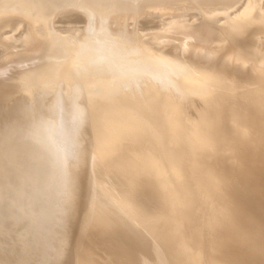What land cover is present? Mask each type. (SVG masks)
<instances>
[{"label": "bare ground", "instance_id": "6f19581e", "mask_svg": "<svg viewBox=\"0 0 264 264\" xmlns=\"http://www.w3.org/2000/svg\"><path fill=\"white\" fill-rule=\"evenodd\" d=\"M238 1L0 0V264H205L172 214L175 200H195L182 137L225 150V162L248 163L237 169L249 182L236 197L210 172L202 211L232 242L219 264H264V93L252 88L264 87V68L250 46L264 33V13L233 17ZM147 20L165 34H145ZM29 77L34 92L18 84ZM255 93L262 98L251 99ZM135 96L143 103L133 104L138 129L112 137V107ZM146 135L158 136L165 158L121 168L113 192L121 196L108 205L132 214L133 228L74 234L69 217L82 193L93 192L97 172L136 156Z\"/></svg>", "mask_w": 264, "mask_h": 264}, {"label": "rangeland", "instance_id": "374dc122", "mask_svg": "<svg viewBox=\"0 0 264 264\" xmlns=\"http://www.w3.org/2000/svg\"><path fill=\"white\" fill-rule=\"evenodd\" d=\"M221 8H223V7H221ZM234 9L237 11L236 12V14H235V16H233V17H240V18H246L248 15H250V16H252L253 17V15L251 14V12L253 11V12H256V13H258L259 11H263V13H264V0H239L237 3H236V5L234 6ZM223 10H225V9H223ZM233 17H231V21H232V23H241V24H244L245 23V25H244V27H242L243 29L242 30H248V26H249V24H248V26H246V21H244V20H240V21H236V19L235 18H233ZM156 20H152V21H150V20H147V21H145V23H146V25H144V27H143V32L145 31L146 33H149V32H154V33H150V35H153V36H157V35H159V34H156L157 32L159 33V32H161V34L162 35H164L165 34V31L163 30V26H158V25H161V24H159V22H155ZM242 21H244V22H242ZM159 27L157 30L153 27V26H155V27H157V26ZM78 26H79V24H78ZM81 26H82V24H81ZM152 26V27H151ZM151 27V28H150ZM155 29V30H154ZM159 29H161L162 31H159ZM155 31H157V32H155ZM144 32V33H145ZM145 33V34H146ZM250 46H251V48H252V50L254 51V54H255V57H256V63H257V67H258V69L259 70H261V71H263L262 70V68H264V33H260V34H258V35H256L255 37H253L252 39H250ZM46 73V71L45 72H40L39 74H37V73H32V76H34V74H36V76H40L41 74H43V75H46L45 74ZM32 76H30V77H32ZM36 76H34V77H36ZM38 76V77H39ZM42 76V75H41ZM30 77L26 80L25 78H23V81L22 80H20L19 81V83L18 84H20V85H26V83H27V86L28 87H30V92L32 91V92H34L33 90H36V88H37V86L36 85H34V87H32L33 85L31 84V82H32V80L29 82V80H30ZM26 81H25V80ZM32 79H33V77H32ZM35 88V89H34ZM252 88H254L255 90L257 89V91H256V93H264V87H260V86H256V85H253L252 86ZM262 89V90H261ZM38 91V90H37ZM255 93V94H256ZM34 94H36V93H34ZM143 95H145V91H142V92H140V96H142L143 97ZM253 95V94H252ZM261 94H256L255 95V97H252L251 99H253V98H257V97H259ZM141 97V98H142ZM260 98H262V95H261V97ZM251 99H249L248 101H250ZM253 100H255V99H253ZM252 100V101H253ZM137 103H142L141 102V100L138 98V97H133V98H131V99H127L125 102H123L121 105H116L115 104V106H113L112 107V109H111V111H110V114H109V117H108V120H107V122H108V125H109V131L111 130V132H112V134H111V136L113 137V136H115V135H117L118 133H120V135H127L128 133V131L129 130H131V131H133L134 129L136 130V129H138V122H139V117H138V115H137V110L134 108V105H136ZM254 103V102H253ZM134 104V105H133ZM142 105H143V103H142ZM137 106V105H136ZM252 106V105H251ZM115 107V108H114ZM145 125H146V123L145 122H143ZM148 125V124H147ZM150 125V124H149ZM263 128V130H264V127H262ZM123 133V134H122ZM169 133H171V132H169ZM154 136V135H153ZM153 136H148V135H146L145 136V139H142V141L135 147L136 149H137V151H138V154L135 156V155H129L128 156V158L125 160V161H121V156L119 157L120 159H118V160H116L117 162H112V161H110V163L108 162H106L104 165H103V167L97 172V175L95 176L96 177V179H97V183H96V185H94V189H93V192H83L82 193V197H83V204L81 203L80 205H79V212H76V214H75V218L74 219H72L73 218V216L72 217H69L70 218V222L71 221H74L73 223H74V234H77L78 236L79 235H81V234H83V230L84 231H86V232H89V231H97V232H99L98 231V228H101V230L103 231V233H109V232H111L112 230H109V228H108V226L107 225H111V227H110V225H109V227L110 228H113L114 227V225H116V227L118 226L117 225V223L118 224H122V226H123V229L124 228H127L128 226L129 227H132L133 228V222L131 223V221H132V219H129L130 218V215H132V214H130V213H128V212H126L125 213V210H123L122 208H121V210H120V212L118 211V209H117V211L116 212H114V210H112L110 207L112 206L113 207V205L111 204V206H110V203H112L111 201H112V198H113V201L115 202V196H121L120 195V193H119V195H118V193H117V191H116V193H117V195H116V193H113V192H115V190H116V186L114 185V183H115V181L116 182H118L119 180H120V178H121V176L122 177H125L122 173H121V168H130V167H132L135 163H136V161L137 160H139L140 158H142L143 157V159H148V157H150V158H153V159H157V160H160V158H159V155H161V157L162 158H165L164 157V155H165V152H164V148H162L163 147V145H162V143L161 144H157V143H159V142H161L160 140L158 141V136L157 135H155V138L153 137ZM165 137H168L167 136V134H166V136ZM153 138V139H152ZM157 138V140H155ZM155 140V142H153ZM182 140H186V144H188L187 145V147H186V144L184 143L185 141H182ZM182 140H181V143H183V144H181V145H178V147L180 146L181 147V152L180 153H182L181 155V160H182V165H183V167H184V171H185V173H186V175H187V178H188V181L186 180V183H188L187 184V188H189L188 189V191H189V195H191V197H194V201H189L188 199L187 200H185V199H183V200H185V201H183L182 199H177V200H175V206H174V209H173V204H172V214L173 215H175V217H176V220L180 223V224H182L181 226H180V229H181V231L183 232V235H184V238L187 240V242L188 243H190L191 245H193L194 246V248L197 250V252H200V254L199 255H201L202 254V256H203V261L205 262V264H219V262L217 261L218 260V257L219 256H223V255H225V256H227L228 255V251H227V244H232V242H231V240H229V239H226V236H224L223 234L226 232L225 230H222L220 227L219 228H217L215 225H212L211 223H210V221H209V217H208V215L209 214H207L206 213V211H202V210H204V208H205V205H203V204H205L206 203V201H207V199L210 197V196H208V198H206V197H202L201 195H203L202 194V192H203V189L205 188V186H207V185H209V182H213L214 180H215V178L213 177V176H209V174H210V172L211 173H213V174H215L216 176H218V174L221 176V179H222V181H225V183H226V187H227V192H228V194H227V196L230 198L231 197V195H232V197H236V194L237 193H239L240 192V190L238 189V188H240L241 189V185H242V183H244V184H246L247 182H249L248 180H246L245 181V179L243 178V180H242V177H240L239 176V174H238V172H237V169H240L241 167H243L244 168V166L246 165L247 166V164L248 163H246L244 166H243V164L244 163H242V162H238V160H230V161H224V158L226 157V153H227V155L228 154H230V153H228V152H226L225 150H223V149H221V150H219L218 148L217 149H214V148H212L211 146V144H207V143H201V144H198V143H196V141H194V140H191V139H186V138H184L183 139V137H182ZM190 141V142H189ZM157 142V143H156ZM146 143V144H145ZM145 144V145H144ZM151 144V145H150ZM157 144V145H156ZM159 145H162V146H159ZM182 145H183V147H182ZM158 146V147H157ZM179 147V148H180ZM192 147V148H191ZM195 147H197V148H195ZM155 148V149H154ZM158 148H159V150H158ZM178 148V149H179ZM194 148V149H193ZM121 149V148H120ZM161 149H162V151H161ZM184 149V150H183ZM192 151V152H190V150ZM196 149V150H195ZM156 150V151H155ZM185 150H186V153H187V156L186 155H184L185 153ZM200 150V151H199ZM118 151V150H117ZM198 151V153H199V155H198V153H196ZM99 152V151H98ZM140 152V153H139ZM157 152V153H156ZM159 152H162V153H159ZM188 152H190V153H188ZM204 152V153H203ZM223 152H224V154H223ZM233 152H235V151H233ZM232 152V153H233ZM119 153H121V150H120V152ZM118 153V154H119ZM153 153V154H152ZM155 153V154H154ZM122 154V153H121ZM164 154V155H163ZM192 154V155H191ZM206 154V155H205ZM221 154L223 155V156H221ZM155 155V156H154ZM158 155V156H157ZM202 155V156H201ZM186 156V157H185ZM191 157L190 159H188L189 157ZM206 156V157H205ZM213 156V157H212ZM209 157V158H208ZM185 158H186V160H185ZM193 158V160H191ZM202 158L204 159V160H208V164L207 163H205L204 161H202ZM188 159V160H187ZM211 159V160H210ZM221 159H222V161H221ZM217 160V161H216ZM161 161V160H160ZM184 161H186L187 163H185ZM191 161L192 163H189V162ZM195 161V162H194ZM210 161V162H209ZM211 161L215 164V166H213L212 167V164L213 163H211ZM220 161V163H221V165H220V163H219V165L217 164L218 162ZM112 162V163H111ZM123 162V163H122ZM217 162V163H216ZM232 162H234V163H232ZM236 162V163H235ZM115 163H117V164H115ZM124 163H125V165H124ZM209 163H211V165L209 164ZM223 163H225V165L223 164ZM230 166H227V164ZM110 164V165H109ZM185 164V165H184ZM200 164V165H199ZM241 165V167H240V165ZM131 165V166H130ZM187 165H188V167H187ZM194 165V166H193ZM208 165H210V166H208ZM250 165V164H249ZM119 168H118V167ZM130 166V167H129ZM218 166V167H217ZM222 166H223V168H222ZM225 166V167H224ZM233 166V167H232ZM236 167V170H234L235 169V167ZM186 167H187V169H186ZM199 167V168H198ZM203 167H205V168H203ZM232 167V168H231ZM238 167V168H237ZM240 167V168H239ZM108 168V169H107ZM118 168V169H117ZM218 168V169H217ZM220 168V169H219ZM227 168V169H226ZM234 168V169H233ZM214 169V170H213ZM222 169H224L223 171H222ZM101 170H103L102 172H101ZM187 170H188V172H189V174H188V172H187ZM107 171H108V173H107ZM110 171V172H109ZM221 171V172H220ZM234 171H236V172H234ZM232 172V173H231ZM234 172V173H233ZM253 172V171H252ZM103 173H104V175H103ZM106 173V174H105ZM208 173V174H207ZM224 174V175H223ZM235 174V175H234ZM237 174V175H236ZM107 175H109V177L110 178H112V180L110 179V178H107L108 176ZM111 175V176H110ZM114 175V176H113ZM102 176V177H101ZM116 176V177H115ZM188 176H190V177H188ZM203 176H204V178H203ZM205 176H207V177H205ZM225 176V177H224ZM249 176V175H248ZM115 177V178H114ZM197 177V178H196ZM200 177V178H199ZM210 177V178H209ZM230 177V178H229ZM234 177V178H233ZM239 177V178H238ZM253 177V176H252ZM104 178H106V179H104ZM241 178V179H240ZM249 178V177H248ZM250 178H251V176H250ZM107 179H110V180H107ZM202 179H204L203 180V182H200L199 180H202ZM213 179V180H212ZM235 179H237V180H235ZM246 179H247V177H246ZM104 180H105V182H104ZM114 180V181H113ZM121 180H122V178H121ZM191 180V184H193V185H195V188L193 189V187L191 186V184H189L190 181ZM250 180V179H249ZM251 180H252V178H251ZM243 181V182H242ZM253 181V180H252ZM113 182V183H112ZM199 182V183H198ZM109 183V184H108ZM195 183H198V184H195ZM236 183V184H235ZM103 184H104V187H103ZM201 184L203 185V186H201ZM241 184V185H240ZM107 185H109V186H107ZM114 187H113V186ZM237 185V186H236ZM110 186H111V188H110ZM191 186V187H190ZM96 187V188H95ZM130 187H132V186H130ZM202 187H204V188H202ZM230 187H231V189H230ZM107 189H109V190H107ZM113 189V190H112ZM115 189V190H114ZM195 189H197L198 190V192H199V194H198V192L197 191H195ZM200 189H201V191H200ZM238 189V190H237ZM107 190V191H106ZM192 190V191H191ZM108 192V193H106V192ZM112 191V192H111ZM236 191H238V192H236ZM118 192H119V190H118ZM108 194H110L109 196H108ZM196 194V195H195ZM241 194V193H240ZM199 195V196H198ZM101 196H103L104 198H106V199H104L103 197H101ZM112 196V197H111ZM114 196V197H113ZM101 197V198H100ZM201 197V198H200ZM96 198V199H95ZM219 198H221V197H219ZM95 199V200H94ZM98 199H99V201H98ZM104 201H102V200ZM108 199V200H107ZM109 199H111V201L109 202ZM242 199V198H241ZM106 200H107V202H108V204H107V202H106ZM204 200V201H203ZM211 200V199H210ZM222 200V199H221ZM240 200V199H239ZM102 201V202H101ZM99 202V203H98ZM117 202V201H116ZM194 203V204H192L191 205V203ZM200 202V203H199ZM93 203V204H92ZM96 203V204H95ZM101 203H102V205H101ZM105 203V205L103 206V204ZM199 203V204H198ZM203 203V204H202ZM226 203H227V206L228 205H230L231 203H230V201H228V199L226 198ZM241 203V202H240ZM107 205V206H106ZM110 207H109V206ZM199 205H201V206H199ZM100 206V207H99ZM190 206H191V208H190ZM199 206V207H201V208H197V207ZM207 206V205H206ZM105 208V210H104V208ZM116 207V206H115ZM197 209H199V210H196V208ZM102 208V209H101ZM107 208V209H106ZM117 208V207H116ZM183 208V209H182ZM96 209V210H95ZM110 209V210H109ZM115 209V208H114ZM185 209V210H184ZM193 210V213H190V212H192V210ZM92 210V211H91ZM103 210V211H102ZM108 210V211H107ZM123 210V211H122ZM109 211H112L113 212V214H112V212H109ZM198 211H199V213H198ZM102 212V213H101ZM181 212V213H180ZM185 212H188V214L187 213H185ZM197 212V213H196ZM201 212H203L204 213V215L206 216H204V215H202L203 213H201ZM79 213V214H78ZM122 213V214H121ZM206 213V214H205ZM108 214V215H107ZM115 214V216H114V219L112 220V216L111 215H114ZM128 214H130V215H128ZM193 214V215H192ZM198 214H200V216L202 215V216H204L206 219H204L203 220V217L201 216V218H200V216L198 215ZM73 215V214H72ZM100 217H99V216ZM107 215V216H106ZM120 215V216H119ZM122 215V216H121ZM191 216V219H190V216ZM194 215H196L195 217H193ZM85 216V217H84ZM109 216V217H108ZM118 216V217H117ZM124 216V217H123ZM197 216L200 218V219H202V220H200L199 218V221H200V224H199V221H197V224H196V220H198L197 219ZM111 217V218H110ZM122 217V218H121ZM126 217H128V219L126 218ZM107 220H106V219ZM124 218H125V220H124ZM194 218H196L195 220H193ZM122 219V220H121ZM190 219V220H189ZM224 219V218H223ZM93 220V221H92ZM130 221V222H127V221ZM79 221V222H78ZM114 221V222H113ZM125 221V222H124ZM192 221V222H191ZM123 222H124V224H126V225H124L123 224ZM194 222V223H193ZM72 223V224H73ZM78 223V224H77ZM89 223H90V225H89ZM201 224H202V226H201ZM87 225V226H86ZM112 225H113V227H112ZM80 226H82V227H80ZM92 226V227H91ZM103 226H104V228H103ZM84 227V228H83ZM98 227V228H97ZM186 227V228H185ZM205 227V228H204ZM108 229V230H104V229ZM216 228V229H215ZM225 228V227H224ZM97 229V230H96ZM201 229V230H200ZM204 229H205V231H204ZM220 229V230H219ZM226 229V228H225ZM75 230H76V232H75ZM125 230V229H124ZM92 231H91V233H92ZM128 231V230H127ZM189 232V233H188ZM195 234V235H194ZM216 234V235H215ZM201 235V236H200ZM197 236V237H196ZM196 239H195V238ZM199 237H200V239H199ZM223 238L226 240V241H223ZM198 240V241H197ZM220 241L221 242V247H219L218 245H215L216 243H217V241ZM209 242H210V244H209ZM228 242V243H227ZM225 247V248H224ZM233 248V247H232ZM231 248V249H232ZM226 249V251H224ZM231 249L229 250V253L231 252ZM223 252H225L224 254H223ZM227 252V253H226ZM223 254V255H222ZM218 256V257H217ZM207 259V260H206ZM217 259V260H216Z\"/></svg>", "mask_w": 264, "mask_h": 264}]
</instances>
